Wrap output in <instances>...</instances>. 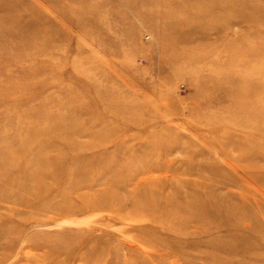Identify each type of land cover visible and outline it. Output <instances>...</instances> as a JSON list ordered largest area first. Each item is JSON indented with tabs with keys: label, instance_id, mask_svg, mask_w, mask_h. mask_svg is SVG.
<instances>
[{
	"label": "rangeland",
	"instance_id": "1",
	"mask_svg": "<svg viewBox=\"0 0 264 264\" xmlns=\"http://www.w3.org/2000/svg\"><path fill=\"white\" fill-rule=\"evenodd\" d=\"M262 8L0 0V264H264Z\"/></svg>",
	"mask_w": 264,
	"mask_h": 264
},
{
	"label": "bare ground",
	"instance_id": "2",
	"mask_svg": "<svg viewBox=\"0 0 264 264\" xmlns=\"http://www.w3.org/2000/svg\"><path fill=\"white\" fill-rule=\"evenodd\" d=\"M19 8V7H18ZM263 10H259L263 15H264V8H262ZM258 11V9H257V11H256V13L257 14H259L260 15V17H261V13ZM248 68V67H247ZM257 71V70H256ZM258 73V72H257ZM263 88H264V86H263ZM263 95H264V90H263ZM263 100H264V97H263ZM21 187V189H23L24 191H26L27 192V187H29V184L27 183L26 184V187H24L23 185H21L20 186ZM178 194H179V189H177L176 188V191L174 192V194H171V195H169L168 196V198L169 199H172L173 201L174 200H176L179 196H178ZM188 198H189V201H190V203L188 202V204H189V206H196V205H198V199H197V197L196 196H194L193 194H189L188 195ZM174 207H178V208H180V206H178L177 204H175L174 205ZM203 207V206H202ZM178 208H176V209H178ZM204 209H205V207H203ZM181 209V208H180ZM181 211H182V209H181ZM224 212V210H223V208L221 209V210H218V211H216L215 213H216V215L218 214V213H223ZM210 214V213H209ZM213 215H215V214H213ZM229 217H231L230 216V214H228L226 217H224L225 219H227V218H229ZM255 224V228L253 227V228H251L252 229V231H258L257 229H256V227L258 226L256 223H254ZM254 226V225H253Z\"/></svg>",
	"mask_w": 264,
	"mask_h": 264
}]
</instances>
